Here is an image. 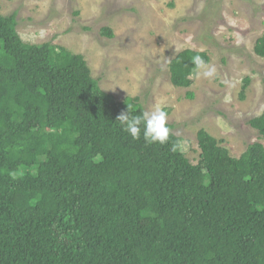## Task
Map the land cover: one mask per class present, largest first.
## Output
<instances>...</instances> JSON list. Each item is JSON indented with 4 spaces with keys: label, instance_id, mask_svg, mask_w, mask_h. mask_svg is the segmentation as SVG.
I'll return each mask as SVG.
<instances>
[{
    "label": "trees",
    "instance_id": "obj_1",
    "mask_svg": "<svg viewBox=\"0 0 264 264\" xmlns=\"http://www.w3.org/2000/svg\"><path fill=\"white\" fill-rule=\"evenodd\" d=\"M253 51L264 57V33ZM197 54L209 62L190 48L170 60L173 86L191 85ZM126 105L144 111L0 13V264H264V144L233 157L200 128L192 163L170 123L165 145L123 132ZM248 124L264 138V111Z\"/></svg>",
    "mask_w": 264,
    "mask_h": 264
},
{
    "label": "rangeland",
    "instance_id": "obj_2",
    "mask_svg": "<svg viewBox=\"0 0 264 264\" xmlns=\"http://www.w3.org/2000/svg\"><path fill=\"white\" fill-rule=\"evenodd\" d=\"M0 13H15L23 41H51L82 54L92 76L118 100L136 96L143 110L163 101L192 163L200 128L233 157L255 141L264 144L248 124L264 111V57L253 51L264 33V0H0ZM103 27L113 36L103 35ZM189 48L209 54L216 76L175 87L165 62Z\"/></svg>",
    "mask_w": 264,
    "mask_h": 264
},
{
    "label": "clouds",
    "instance_id": "obj_3",
    "mask_svg": "<svg viewBox=\"0 0 264 264\" xmlns=\"http://www.w3.org/2000/svg\"><path fill=\"white\" fill-rule=\"evenodd\" d=\"M171 61H166L169 64ZM193 65L191 78L195 80L212 79L216 76V67L207 62L201 55L191 57ZM229 88L235 84L223 81ZM116 122L123 132L133 140L143 139L146 144L165 145L169 142L171 129L168 126V112L163 107V101L154 105L150 110L135 112L131 105H126V110L117 117Z\"/></svg>",
    "mask_w": 264,
    "mask_h": 264
}]
</instances>
